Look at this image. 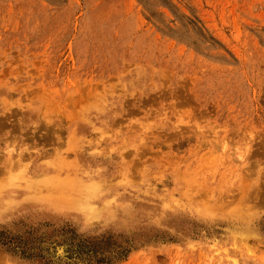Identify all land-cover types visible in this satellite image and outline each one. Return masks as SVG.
I'll list each match as a JSON object with an SVG mask.
<instances>
[{"label":"rangeland","instance_id":"rangeland-1","mask_svg":"<svg viewBox=\"0 0 264 264\" xmlns=\"http://www.w3.org/2000/svg\"><path fill=\"white\" fill-rule=\"evenodd\" d=\"M0 264H264V0H0Z\"/></svg>","mask_w":264,"mask_h":264}]
</instances>
